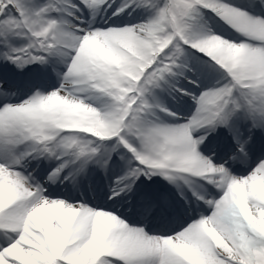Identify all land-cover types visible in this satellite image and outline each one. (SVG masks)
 <instances>
[{
	"label": "snow or ice",
	"instance_id": "6c2138e0",
	"mask_svg": "<svg viewBox=\"0 0 264 264\" xmlns=\"http://www.w3.org/2000/svg\"><path fill=\"white\" fill-rule=\"evenodd\" d=\"M0 264H264V0H0Z\"/></svg>",
	"mask_w": 264,
	"mask_h": 264
}]
</instances>
